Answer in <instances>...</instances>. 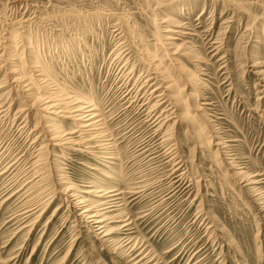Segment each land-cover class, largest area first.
I'll list each match as a JSON object with an SVG mask.
<instances>
[{
    "label": "rangeland",
    "instance_id": "rangeland-1",
    "mask_svg": "<svg viewBox=\"0 0 264 264\" xmlns=\"http://www.w3.org/2000/svg\"><path fill=\"white\" fill-rule=\"evenodd\" d=\"M0 264H264V0H0Z\"/></svg>",
    "mask_w": 264,
    "mask_h": 264
},
{
    "label": "bare ground",
    "instance_id": "bare-ground-1",
    "mask_svg": "<svg viewBox=\"0 0 264 264\" xmlns=\"http://www.w3.org/2000/svg\"><path fill=\"white\" fill-rule=\"evenodd\" d=\"M175 102L178 103L177 101H175ZM45 106H46V108H44V110L47 111V112L52 111L54 113L56 111L55 108H57V106H55L53 101H48L47 103H45ZM65 106H63V108H62V112H63L64 115H67L69 113H67L66 110H68V109ZM74 109H75V111H74L73 115L70 118H71L72 121L76 122L77 128L80 129V130H85L86 132L95 131L96 133H98V138L104 139L103 129L101 128L102 127V125H101L102 123L94 122L95 119L99 120V116L97 115L98 114V110L96 109V107L94 105H92V106L83 108V106L79 104ZM53 113H51V114H53ZM161 122H163V121H161ZM88 145L89 144H86V143L84 144L85 147H88ZM100 149H105V148L102 146ZM110 165H115V164L113 163V164H110ZM99 193H101V192H99ZM85 194H87L88 196H93V197H95L97 199L101 198L100 206L101 207H105V208L101 209V212H94V211L91 210L92 207L87 205V203L89 202L87 200V198H81L80 201L78 200L79 204L77 206V208L80 209L79 210L80 214H79L78 217H79L80 220L88 219V224H89V226H91L94 229V231L96 233V236L99 237V238H101V236H102V239H103V238L107 237L108 234H107V226L105 225V222H106L105 220L107 219V217H106L105 214H102V211L112 208V204L116 200L115 198L117 197V195L114 194V195H111V196H106L104 194L103 196H99L98 197V196L94 195L93 191H87ZM105 200L107 202H104ZM107 205H109V207H107ZM89 207H91V208H89ZM89 215H92V216L88 217ZM82 223H83V221H82ZM85 223L87 224V222H85Z\"/></svg>",
    "mask_w": 264,
    "mask_h": 264
}]
</instances>
